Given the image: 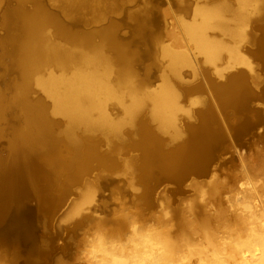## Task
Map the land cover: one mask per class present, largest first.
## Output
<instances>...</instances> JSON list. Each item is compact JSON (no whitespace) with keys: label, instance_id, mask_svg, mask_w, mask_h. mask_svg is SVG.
I'll return each mask as SVG.
<instances>
[{"label":"bare ground","instance_id":"6f19581e","mask_svg":"<svg viewBox=\"0 0 264 264\" xmlns=\"http://www.w3.org/2000/svg\"><path fill=\"white\" fill-rule=\"evenodd\" d=\"M8 1L0 0V29L10 31L0 38V64L9 60L4 67L16 76L7 90L0 89V141L8 143V155L0 159V183L7 187L2 191L23 194V188L31 189L51 217L71 187L85 181L80 201L63 218L70 222L65 228L71 234L89 219L83 205L102 194L104 179L122 165L132 187L142 189L139 197L151 203L158 182L179 181L162 189L180 190L179 183L190 174L208 173L229 135L238 138L261 123V112L249 102L264 99V78L243 52L264 59V0H178L186 14L195 3L192 19L176 20L166 12L171 18L167 24L181 29L167 32L168 43L161 39L166 30L156 34L161 24L151 23L160 9L151 0L130 11L125 4L139 0H53L62 18L43 0ZM252 14L258 35L247 29ZM83 20L94 25L76 30ZM153 43L154 62L142 76L137 66L145 64ZM165 61L161 84L149 87L153 67ZM187 66L204 78L205 67L213 69L209 80L215 104L198 99L203 107L183 128L176 81ZM36 87L51 99V109L43 98L31 99ZM113 102L120 106L117 115L111 112ZM219 108L226 120L218 115ZM126 148L135 154L119 157ZM199 183L193 178L187 186L203 185ZM74 190L76 194L79 188ZM0 255L2 264H14L9 251ZM60 262L67 263L63 257Z\"/></svg>","mask_w":264,"mask_h":264},{"label":"clouds","instance_id":"9594fccd","mask_svg":"<svg viewBox=\"0 0 264 264\" xmlns=\"http://www.w3.org/2000/svg\"><path fill=\"white\" fill-rule=\"evenodd\" d=\"M247 169L241 162L238 191L227 173H214L211 193L205 188L198 199L177 197L182 225L171 209L146 215L117 197L111 222L101 217L83 230L77 264H264V175L254 179ZM221 196L227 209L215 203ZM197 205L205 206L204 217ZM233 214L236 222L227 219Z\"/></svg>","mask_w":264,"mask_h":264},{"label":"rangeland","instance_id":"374dc122","mask_svg":"<svg viewBox=\"0 0 264 264\" xmlns=\"http://www.w3.org/2000/svg\"><path fill=\"white\" fill-rule=\"evenodd\" d=\"M155 1L161 2L159 9L161 27L156 34L158 35L163 30H166V33L161 35V39L164 43H168L169 38L167 37V32L174 29H178V31H180L181 29L180 27L175 28L176 26H174L173 24H167L166 21L169 20L171 22V18L170 16H167L166 12H171V15L175 16L176 20L181 19V17L186 18L187 20H191V15L195 3L190 9V14H186L180 10V4L178 3V0H171L172 2H175L173 6H171V3H168L167 0H151L153 4H155ZM144 4L145 0H139L138 2H127L125 6L128 8V11H130ZM43 5L50 11L57 13L59 16H61L60 18H62L63 13L58 9L57 6L54 5L53 0H43ZM88 15L90 17V13H81L82 17H88ZM254 18H256V15L253 16V19L251 18V20L248 21L247 29L254 32L255 35H258L260 31L256 28ZM93 25L94 24L87 23L83 20L82 23L77 24L75 28L76 30L80 31L89 30V28H91ZM127 32L126 30L123 31L122 35L126 36ZM151 48L152 49L150 50V56L148 54V56L146 55L144 58L145 64H143V62L141 61L137 66V68L139 69V73H141L142 76H145L147 73L146 65L154 62L153 57L155 56L157 51L155 43L151 45ZM246 50L243 52V54L249 61L253 63L254 72H256L258 75H261V78H264V59L261 60L260 58L255 56L254 52H249ZM158 64L153 67V72L152 74H150L151 79L150 81H148L149 87H159L162 82L160 75L163 73V70L166 69L168 62H163L164 67L161 63ZM200 64L203 65L204 63L200 61ZM160 65H162V67ZM195 66L197 65L195 64ZM205 68H207L208 74L205 73L206 76L204 78L201 75L197 77L195 75L196 73L191 71V67H184L182 69L183 78L176 81L181 91L180 104L181 106H183V110L179 113V126L183 128L186 127L189 122H194V120H196L195 117L198 116L199 109L203 107L202 103H198V99H207L211 104H215V101L213 100V96L211 94L209 80L212 76L213 69L208 66ZM240 68H246L247 74L249 73L250 76V72L248 71L249 69L246 66H240L239 69ZM239 69H232V72H237ZM15 76L16 75L12 73L8 80V83H6V85L4 86L0 85V89L3 91L7 90L9 88L10 82L14 81ZM250 79L252 78L250 77ZM257 92L261 93V91ZM36 98H43L51 109V99L47 98L39 87H36L31 94V99L34 100ZM216 103L218 106L217 101ZM249 103L250 106L253 107V109H259V111L261 112V123L259 121L256 122V128L252 129L241 139L231 137L229 135L227 142L222 143V148L219 149L218 157L210 167V173L205 176L191 174L186 180L185 184L180 188V190H177L173 187H167L168 189L164 190L162 189L163 186L169 183L164 182L158 189V191L153 195V200L151 201V203H147L139 197V193L134 191V188L128 181L130 176H126L128 174L125 173L126 171L123 165L122 167L117 169V171L111 172V176L116 179V184L112 186L113 188L108 196L102 197L97 193L93 202L90 201V204L87 202L85 203V205H83V207H85L84 212L89 215V219L85 223H83L81 227L75 229L74 234L69 233V230L65 228V235L69 238V243H71L70 251L63 255L61 254L58 257H63V259H65L67 262L65 264H77L76 258L79 256V249L83 246L82 237L86 235L83 230L89 225H95L101 217L105 218V223L111 222V217L113 215L114 209L119 207V205L116 203L117 197H119L121 200H127V202L132 206H139L143 208L146 215L153 211L159 212L161 215H163L169 209H171L174 213V218L178 221V224L182 225L181 209L180 207H177V205H180L182 201L178 200L177 197H182L183 199H198L199 193L202 192L205 188H208L209 192L211 193L213 189L209 187L208 181L211 177L212 172L219 173L221 176L227 173L229 175V182L233 185V190L235 191L239 190V180L243 178V174L237 176V173L240 172L241 169V162L248 164L247 170L254 179L259 178L261 175H264V171H262V169H264V99H254ZM119 107L120 106L118 104L113 102L111 105V112H113L114 115L119 114ZM224 112L225 111H223L222 108H219V110H217V113L221 117V119L226 120V115ZM189 114L193 116H188ZM56 117L62 120L61 116ZM105 148H107L106 145L103 146V149ZM134 151H132L131 148H126L121 151L119 157L125 159L131 154H135ZM253 162H255V167H253ZM88 177H91L93 179V173L88 175ZM193 178H195V181L200 182L199 184L202 183L203 185L201 184L202 186L200 187H197L195 184L193 186H187V182L191 181ZM84 182L85 181H83L79 185H76L75 188H79V191H76V194L74 193L70 197L67 204L54 216L55 222L61 223L62 225H64V227L68 225V223H70L63 218H65L67 212L70 211L71 208H75L77 203L80 201V192L84 191L86 188V182ZM158 192H161V194ZM71 199L72 201L68 206ZM103 203H107L104 204L106 205L105 207L104 205H102ZM215 203L218 208L227 209L228 202L223 199V196L218 198ZM100 205H102V207ZM81 207H79V209H81ZM197 207L199 208L198 216L204 217L206 215L204 212L205 206L197 205ZM227 219H229L230 222H235L236 216L235 214H233L227 217ZM54 231H56V227L54 228ZM3 253V250L0 249V254Z\"/></svg>","mask_w":264,"mask_h":264},{"label":"water","instance_id":"95a60500","mask_svg":"<svg viewBox=\"0 0 264 264\" xmlns=\"http://www.w3.org/2000/svg\"><path fill=\"white\" fill-rule=\"evenodd\" d=\"M9 3L10 0L8 1V4ZM154 3V5H161V2L158 1ZM151 21V23L157 27L160 25V15L158 12L154 13V17ZM9 32L10 31L1 28L0 38H5ZM8 61L9 60H5L3 64H0V74H3L0 78L1 86L8 83L12 74V71H7L4 67ZM243 70L246 71V69ZM256 125L257 123H254L253 127L246 133H238V139H241L252 129L256 128ZM219 149L215 152L213 161L208 165V173L210 172L212 163L218 157ZM7 150L8 143L1 140L0 159L7 157ZM208 173H205V175ZM186 180L179 183L181 187L185 184ZM164 182L177 184L179 181L162 180L158 182L154 187L153 195ZM5 183H7V180ZM115 184L116 179L114 177H106L102 182V194L100 193V196H108L111 191V185L113 186ZM75 186L71 187L73 191H70V193L66 195L62 204H60L57 210L51 215V218L48 215L46 217L43 213L40 200L34 191L30 189L27 192V189L25 190V188H23V194L17 193L16 190L12 194H8L9 192L6 194L2 190L6 191L5 189L7 187L2 188L0 183V249L3 250L4 253L9 251L10 255L15 256V258H13L15 260L14 264H57L59 261L58 256L70 251V243H68L69 238L65 235V227L61 223L55 222L54 216L67 204L70 197L74 194ZM103 194L105 196H103ZM55 227L56 231H54ZM60 241L62 243H60ZM68 244L69 246L66 249Z\"/></svg>","mask_w":264,"mask_h":264}]
</instances>
